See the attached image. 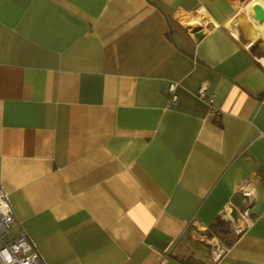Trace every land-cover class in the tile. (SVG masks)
Listing matches in <instances>:
<instances>
[{
    "label": "crops",
    "instance_id": "1",
    "mask_svg": "<svg viewBox=\"0 0 264 264\" xmlns=\"http://www.w3.org/2000/svg\"><path fill=\"white\" fill-rule=\"evenodd\" d=\"M256 3L0 0L7 238L26 232L47 264H264ZM245 207L252 224L214 262L210 224Z\"/></svg>",
    "mask_w": 264,
    "mask_h": 264
},
{
    "label": "built area",
    "instance_id": "2",
    "mask_svg": "<svg viewBox=\"0 0 264 264\" xmlns=\"http://www.w3.org/2000/svg\"><path fill=\"white\" fill-rule=\"evenodd\" d=\"M177 88V82L169 81L167 83L166 91L170 104H174L178 100ZM195 95L207 104L210 114L219 113V110L215 106V95L208 93L205 86H199ZM246 184L242 183L239 186V190L247 199H250L251 189ZM248 212L247 207L243 208L235 219L230 215L231 209H225L220 214V217L228 223L233 233L237 235L252 224ZM14 221L15 214L13 208L7 194L0 185V264H47L37 246L26 232H22L10 239L7 238L10 232V225ZM205 242L209 245L210 258L214 262L220 259L229 248L228 245L222 244L215 236H207Z\"/></svg>",
    "mask_w": 264,
    "mask_h": 264
},
{
    "label": "trees",
    "instance_id": "3",
    "mask_svg": "<svg viewBox=\"0 0 264 264\" xmlns=\"http://www.w3.org/2000/svg\"><path fill=\"white\" fill-rule=\"evenodd\" d=\"M210 230L227 245L231 244L236 237L227 222L220 218V216L215 218V220L210 224Z\"/></svg>",
    "mask_w": 264,
    "mask_h": 264
},
{
    "label": "water",
    "instance_id": "4",
    "mask_svg": "<svg viewBox=\"0 0 264 264\" xmlns=\"http://www.w3.org/2000/svg\"><path fill=\"white\" fill-rule=\"evenodd\" d=\"M252 9L254 11L255 20H257L258 22L264 21V8H263V6L261 4L256 3L252 6ZM200 36H201L200 31H196L194 33L195 38H199ZM231 214L233 217H235V211H233Z\"/></svg>",
    "mask_w": 264,
    "mask_h": 264
},
{
    "label": "rangeland",
    "instance_id": "5",
    "mask_svg": "<svg viewBox=\"0 0 264 264\" xmlns=\"http://www.w3.org/2000/svg\"><path fill=\"white\" fill-rule=\"evenodd\" d=\"M261 57H263V56H261ZM260 58V57H259Z\"/></svg>",
    "mask_w": 264,
    "mask_h": 264
}]
</instances>
